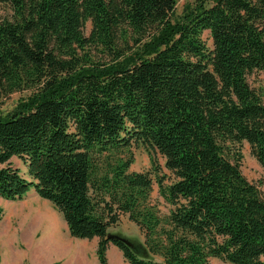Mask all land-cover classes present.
I'll return each instance as SVG.
<instances>
[{"label": "trees", "instance_id": "trees-1", "mask_svg": "<svg viewBox=\"0 0 264 264\" xmlns=\"http://www.w3.org/2000/svg\"><path fill=\"white\" fill-rule=\"evenodd\" d=\"M0 2L13 10L0 18V101L39 86L12 114L0 112V197L34 188L72 236L99 238L100 264L110 243L130 264H264V198L231 159L246 140L264 166V102L247 77L264 72V0H193L181 13L178 0ZM130 30L135 55L78 67V47L113 50ZM133 142L165 157L173 177L157 182L168 214L149 199V174L128 172L132 158L100 162ZM124 213L145 235L141 255L108 235Z\"/></svg>", "mask_w": 264, "mask_h": 264}, {"label": "rangeland", "instance_id": "rangeland-1", "mask_svg": "<svg viewBox=\"0 0 264 264\" xmlns=\"http://www.w3.org/2000/svg\"><path fill=\"white\" fill-rule=\"evenodd\" d=\"M193 0H178L177 11L181 13L184 5ZM12 8L0 2V18H11ZM93 29L88 20L84 26V34L89 37ZM138 37L131 30L128 35L118 34L116 49H110L101 42H93L85 48H77L79 68L112 62L120 50L126 56H133L140 49L135 44ZM208 47L213 48V38L208 30L203 34ZM248 82L261 95L264 102V72L254 70L248 74ZM38 85L24 87L3 96L0 101V112L8 115L15 112L18 104L37 92ZM239 153L231 156L235 161L240 158L243 174L254 183L264 198V166L251 151V145L244 140L235 146ZM132 158L128 172H145L153 179L150 191V201L159 209L162 215L168 214L171 205L159 192L158 178H165L164 184L172 180V173L165 165V157L157 150L149 148L143 142H133L131 146L114 151L105 152L99 159L102 166L109 163L116 164L120 159ZM10 164L18 168L28 179L27 163L18 156L10 159ZM0 206L4 215L0 219V264H100L97 256L99 238L82 239L70 234L63 213L49 200L39 196L34 188L22 198L9 200L0 197ZM109 234H115L125 239L135 252L145 250V235L138 225L131 221L128 214H121L119 222L109 228ZM71 250L78 248L72 254ZM109 264H130L125 260L122 252L112 243L107 250ZM208 264H232L220 258H210Z\"/></svg>", "mask_w": 264, "mask_h": 264}, {"label": "water", "instance_id": "water-1", "mask_svg": "<svg viewBox=\"0 0 264 264\" xmlns=\"http://www.w3.org/2000/svg\"><path fill=\"white\" fill-rule=\"evenodd\" d=\"M108 235H109V237H111V238H118V239H121V240H123V241H125V242L127 243V241H126L125 239L119 237L118 235H115V234H109V233H108Z\"/></svg>", "mask_w": 264, "mask_h": 264}, {"label": "crops", "instance_id": "crops-1", "mask_svg": "<svg viewBox=\"0 0 264 264\" xmlns=\"http://www.w3.org/2000/svg\"><path fill=\"white\" fill-rule=\"evenodd\" d=\"M114 245V244H113ZM115 246V245H114ZM116 247V246H115ZM118 248V247H117ZM75 251L78 250V248L74 249ZM74 250H71V248L68 246V254H72L73 252H75ZM84 264H86V262H84Z\"/></svg>", "mask_w": 264, "mask_h": 264}]
</instances>
